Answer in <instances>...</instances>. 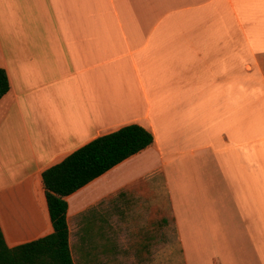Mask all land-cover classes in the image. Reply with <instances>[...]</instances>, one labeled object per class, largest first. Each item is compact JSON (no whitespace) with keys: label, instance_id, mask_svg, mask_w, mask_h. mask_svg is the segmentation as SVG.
Wrapping results in <instances>:
<instances>
[{"label":"crops","instance_id":"obj_1","mask_svg":"<svg viewBox=\"0 0 264 264\" xmlns=\"http://www.w3.org/2000/svg\"><path fill=\"white\" fill-rule=\"evenodd\" d=\"M0 68L8 246L54 231L47 168L137 123L66 197L74 263L264 264V0H0Z\"/></svg>","mask_w":264,"mask_h":264},{"label":"trees","instance_id":"obj_2","mask_svg":"<svg viewBox=\"0 0 264 264\" xmlns=\"http://www.w3.org/2000/svg\"><path fill=\"white\" fill-rule=\"evenodd\" d=\"M9 89L8 74L0 68V99ZM153 142L151 131L132 123L93 139L47 168L43 183L54 231L10 247L0 226V264H75L69 245L66 197Z\"/></svg>","mask_w":264,"mask_h":264},{"label":"rangeland","instance_id":"obj_3","mask_svg":"<svg viewBox=\"0 0 264 264\" xmlns=\"http://www.w3.org/2000/svg\"><path fill=\"white\" fill-rule=\"evenodd\" d=\"M163 226V225H162Z\"/></svg>","mask_w":264,"mask_h":264}]
</instances>
